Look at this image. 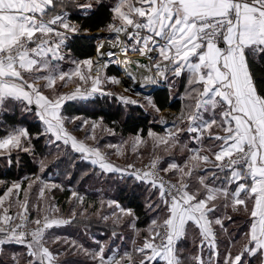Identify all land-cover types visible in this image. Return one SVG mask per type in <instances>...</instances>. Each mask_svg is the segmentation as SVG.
Returning a JSON list of instances; mask_svg holds the SVG:
<instances>
[{"label": "snow or ice", "instance_id": "6c2138e0", "mask_svg": "<svg viewBox=\"0 0 264 264\" xmlns=\"http://www.w3.org/2000/svg\"><path fill=\"white\" fill-rule=\"evenodd\" d=\"M100 7L110 12L105 30L112 50L104 51L100 43L98 59H78L73 40L87 30L73 14L94 15ZM65 63L72 67L65 70ZM112 64L129 82L124 92L135 86L137 98L108 87L124 83L106 73ZM69 83L76 84L75 90L63 92ZM178 83L184 85L185 103L169 121L159 117L148 90L164 86L171 93ZM102 98L157 113L155 122L164 134L149 129L154 151L143 168L115 165L98 144L86 142L97 141V128L115 135L102 127V118L92 121L84 139L69 130L77 120V131L89 121L65 116L66 103L95 106ZM16 109L32 114L43 127L35 135L25 127H0V161L19 164L24 154L37 163L39 174L12 182L0 179V264H6V256L11 264H20L21 255L24 264H66L61 260L66 254L82 255L90 264H264V0H0V118ZM41 140L47 153L37 151ZM147 143L138 133L132 150ZM107 147L121 154V145ZM73 153L98 167L97 174L117 173L147 186L146 207L156 213L147 229L136 227L133 209L111 200L92 213L113 225L107 240L90 237L97 248L50 235L52 229L74 223L85 234L89 231L87 208L78 214L73 205L64 217L49 203L44 211L46 192L63 189L41 174ZM177 154L183 159L178 161ZM34 186L37 215L31 216ZM70 199L85 202L76 191ZM105 206L112 211L101 214ZM227 209L248 217L247 230L238 238L230 236L221 255L219 235L228 232L224 221L232 216L219 213ZM125 217L134 234L132 251H121L118 243L125 239L116 230ZM189 223L198 232L195 252L185 255L179 245L187 238ZM141 231L145 234L137 244ZM58 243L63 251L49 246ZM13 246L25 252L11 251Z\"/></svg>", "mask_w": 264, "mask_h": 264}, {"label": "rangeland", "instance_id": "374dc122", "mask_svg": "<svg viewBox=\"0 0 264 264\" xmlns=\"http://www.w3.org/2000/svg\"><path fill=\"white\" fill-rule=\"evenodd\" d=\"M97 32H99V34L103 33L101 31H97ZM104 32L106 33V35L96 37L97 38L96 41H98V42L99 41H107L106 37L109 36V33L107 31H104ZM91 33H94V32L86 31L85 33H82V34L92 35ZM130 54H133V53H130ZM94 55L97 56V53L96 54L94 53ZM92 58H95V57L93 56ZM95 59H98V57H96ZM71 67L72 66L70 64L66 63L63 68L65 70H68ZM107 72L108 71L106 70V73ZM107 74L109 76H114V75H110L109 73H107ZM120 77H121V74H120ZM120 77L118 76V78H120ZM122 80L124 81L123 84H125V85L129 83L124 75L122 77ZM57 87L60 88L61 84L58 83ZM75 87H76L75 83H69L66 87L62 88V91L66 92V93L71 92V91L75 90ZM108 87L111 88L113 91H116L118 94L129 95V96H133V98H137V97H135L134 93H130V92L125 93L124 87H122V85H120V86L108 85ZM177 87H178V85H177ZM177 87H176V89H177ZM176 89L172 92L175 93ZM135 90H136V87L133 86V91L135 92ZM150 90L151 89H149L148 91H150ZM102 99H105V98H102ZM102 99H100V100H102ZM106 99L110 100V103L113 104L114 106H117L116 104L121 105L118 100L109 99V98H106ZM76 102H78V101H76ZM78 103L81 106L91 107L95 110V106H90L87 103H82V102H78ZM128 107H137V106H132V105H128L126 107L122 106V108L125 111H128ZM171 110L172 109H167V110H164L162 112H159V117H163V115H164L165 119H170V121H171V116L168 115L169 114L168 112H171ZM147 113L150 115V118L152 119V121H155V118L157 117V113L151 111V109H149ZM166 113H168V114H166ZM174 116L176 117V115H174ZM86 120H88L89 123L84 126L83 130H80V131L76 130V125L80 123V120H77L75 124L68 125L69 130L72 131L73 134L76 135L78 139H84L86 134L89 133V131L91 129L92 121H100L101 118H99L98 120H94V119H86ZM157 124L160 126L161 131H156L154 129H152V130L158 134H161V135L164 134V129H162L163 127L159 123H157ZM102 127L103 128H109L108 126L105 125L103 120H102ZM95 135L97 137V141H95V142L94 141H86V142L89 144H93V145L98 144V146H100V148H101V151L103 153H105L108 156V158L110 159V161L115 163V165H118L120 167H125L127 164H130V163L136 164V165H142L144 163H149L151 158H152L154 149H153L152 141L148 137H143L144 139L148 140V143L146 145H140L139 150L137 152H134L132 150V147H131V140L133 138L131 136L127 137V138H122L117 133H115V135H110L107 131H102L101 128L96 129ZM125 141H128V143H124ZM110 144L111 145H121L122 146L121 154L120 155L114 154L116 150L107 147V145H110ZM157 150H156L157 154L163 155V153L160 150L159 151H157ZM68 161H69L68 165H65V164L59 165V167L57 169L59 172H63L65 174L64 177H61V178L59 177L58 179H54L53 176H50L47 179H43L45 182H48V183H58V184L62 185V189H63V190H53L51 192H46V199L44 201V211L45 212L47 211L49 203L57 205L61 210V212L57 215H63L64 217L68 216L73 205H76V211L78 214L81 212V210L83 208H87L88 211H87V213H85V215L89 217V219H88L89 231L87 232V234H85L82 225H77L74 223V225H76L75 227L79 231L73 235L80 237L79 236V232H80L83 237L87 238L86 239L88 241L87 247H89L90 249H95L96 244L93 242L92 239H90V237L94 236L96 239H99L102 241L107 240L108 235L110 234V231H111L113 225H111V222H109L108 224L102 223L101 225H97V222L94 223L93 221H98V218L95 215H92V213L94 212L95 209L99 208V206L102 203L106 204L107 201H111V200L116 201V198H118L117 195L119 194V190L126 188L127 184H125L126 183L125 181L122 182L121 180H119L117 174L113 178L110 176L106 177L103 175L102 176L96 175L95 172L92 171V166L89 163H88V166L87 165H85V166L81 165L83 163H80L78 166H75L74 163L78 162V161H77V159H74V157L72 158V156L70 159H68ZM72 169L78 170V171H80V170L85 171L86 170L88 172V175L84 178L82 177L81 179H80V177L79 178L74 177L73 171L72 172L70 171ZM57 170L55 172H57ZM66 173L68 175H66ZM41 178H42V174H41ZM71 181L73 183H71ZM135 183L139 184L138 182H135ZM70 184H73V186L70 187L71 189L69 190L68 187ZM1 186L2 185H0V188H1ZM138 186L142 188V190H140V191L147 190L145 192V195H144L145 205H147V200H148V197L150 195L149 189L145 185L139 184ZM66 190H69L71 192L76 191V192L80 193L81 195H83L85 197L84 204L83 205L76 204V201L74 199H70L71 195L69 196V198L64 197V195H65L64 193L66 192ZM36 193H37V189H36V186H34L32 189L31 196H30L31 216L37 215L36 211L34 209H32V204L35 202ZM47 197H54V200L49 201L47 199ZM121 205L123 207L127 208L125 205H123V204H121ZM111 211H112V209H109L105 206L102 209L101 214H103L104 212H111ZM153 213L154 212H152L150 214L152 215ZM155 216H156V213H155ZM155 216L152 215L150 217V221H149L148 225L150 224L151 220ZM127 220H128V218L125 217L124 220L121 221L120 226L116 229L117 231L121 232L123 234V236H127L129 239V241H128L129 245H128V243H125L124 240L118 242L121 251H132L134 248V245L132 243L134 234H133V231L127 227ZM148 225L144 229H147ZM102 230H104L105 232L103 231L104 233H102ZM144 234L145 233L143 231H141L138 235L135 236L137 244L140 242V240L142 239ZM50 235L60 236L62 239L65 238V236L68 238H69V236H72V235H70V233L65 232L64 227H62L60 229H58V228L52 229ZM75 239L77 240L78 238H75ZM123 244H125V245L122 246ZM49 246L53 250H59V251H63V247H64L62 245V243L50 244ZM10 250L17 252V253H21V254L25 252V249L23 247L16 248L13 246ZM69 256H70L69 254H66L65 256L61 257V260L65 261L66 264H90V261H88L87 258L82 256V255H80V257H77L79 259L76 258L75 260H70ZM6 261H7V264H11V262L8 260V257L6 258ZM24 261H25V257L23 256L20 258V264H24Z\"/></svg>", "mask_w": 264, "mask_h": 264}, {"label": "trees", "instance_id": "16d2710c", "mask_svg": "<svg viewBox=\"0 0 264 264\" xmlns=\"http://www.w3.org/2000/svg\"><path fill=\"white\" fill-rule=\"evenodd\" d=\"M107 2L111 3L113 2V0H107ZM72 18L75 21H78L82 25V27L89 32L106 31L105 25L109 22L110 12L107 7H100L96 10L94 15L89 14L88 16H84L74 13ZM96 40V37H74L73 51L75 56L78 59L93 57L95 53ZM107 71V73H109L110 75L120 77V71L115 66L109 67ZM151 91L152 90H150V92ZM153 99L156 105L159 107L160 112L167 109L179 111V102L171 101V95L166 88L157 89L153 94ZM116 105L117 106H114L110 103V100H107L105 98L100 100L99 103L95 105L94 110L91 107L81 106L76 101H70L66 103L65 108L63 110V114L67 117H80L82 120H98L99 118H102L105 125L108 126L110 129L114 130V132L120 135L122 138H127L130 136L134 137L138 133L142 135V137H147L149 129L161 131L160 126L155 121H152L150 115L143 109L139 107H128V111H125L121 105ZM17 123L25 125L33 135H35L38 130L42 128L41 123L35 119H31L27 113H23L22 117L19 118V114L17 112L14 115H7L5 117L4 122L0 124V127H3L5 125L7 127H12L13 124ZM3 134V132H0V135ZM37 151L38 153H47L49 151V149L45 147L43 140H41L37 144ZM71 156L72 158L74 157V159H77L78 161L74 163L75 166H78L80 163H83L81 165H86L83 161L81 162L78 154L73 153L71 154ZM68 159L63 158L62 156L60 160H58L54 165L50 166L49 171L46 174H42V179H47L50 176H53L54 179L64 177L65 174L63 172H59L57 169L59 165H68ZM56 170L57 172H55ZM70 171H73L74 177H80L81 179V170L78 171L72 169ZM34 173L39 174L37 172V163L34 162L27 155L21 154L20 163L14 164L12 166H7L4 164L3 161H0V179L5 180L6 182L18 181L26 176L32 177ZM110 177L113 178L114 176L112 175ZM123 181L126 182L125 184H127V187L119 190L117 200L119 203L125 205L127 208H131L135 211L136 216L138 217V220L136 221V227L145 228L148 225L151 217L150 211L146 207L144 201V195L147 190L140 191L142 190V188L139 187V184H136L130 177L126 178L125 180H122V182ZM71 183L73 182L71 181ZM72 186L73 184H70L68 189L70 190V187ZM3 190V186H1L0 194L3 193ZM69 190H66V192L64 193V197L69 198V196L71 195V191ZM93 222H97V225L102 224L99 220ZM103 231L104 230H102V233L105 232ZM124 237V242L128 243V237ZM124 245L125 244H123L122 246ZM17 247L21 248L20 246ZM21 257L23 256L21 255Z\"/></svg>", "mask_w": 264, "mask_h": 264}, {"label": "crops", "instance_id": "0c3cea01", "mask_svg": "<svg viewBox=\"0 0 264 264\" xmlns=\"http://www.w3.org/2000/svg\"><path fill=\"white\" fill-rule=\"evenodd\" d=\"M64 65L62 67H64ZM177 85H178V87L176 89V92L175 93H173V92L170 93V95H171V101H173V102H176V101L179 102V111L171 110V112L172 111L175 112L176 117L178 115H180L181 109L183 108L184 103H185V101L183 99H181V97L184 96V92H185L184 85L182 83H178ZM16 112L19 114V118H21L22 115H23V113H21L19 111V109H16V111L14 112V114ZM166 114H168V113H166ZM168 115L171 116V120L175 117L174 116V113H171V114L169 113ZM28 116L31 119H35L32 114H28ZM5 117L6 116H3L2 118H0V120H2V122H4ZM0 124H2V123H0ZM12 126H15V127H25V128H27L25 125H23L21 123L13 124ZM41 126L43 127L42 124H41ZM162 129H164V128H162ZM192 146L193 145L190 143L189 144V147H192ZM157 151H159V149ZM176 159L178 161L179 160H182L183 159V156L180 155V154H177L176 155ZM80 160H81V162L83 161L82 159H80ZM165 160L166 161L169 160V157L167 155H165ZM83 162H84V164L88 165V162H86V161H83ZM113 164H115V163H113ZM92 171L95 172L96 175H101V176L103 175V176H106V177L112 176V175L115 177V175L117 174V173L97 174V173H99V169L96 166H92ZM87 175H88V172L86 170L80 172L81 178L82 177L84 178ZM116 201H118L117 198H116ZM150 213H152V212H150ZM219 214L220 215H231L232 216V220L231 221H228V220H225L224 221L225 227L228 229V232L227 233H221L219 235V239L221 241L220 251H221V255H223L225 249L228 246L229 237L231 236L232 238H238V237H240V235H241L242 232H244V231L247 230V220H248V217L246 215H243V214L238 215L236 213H233V212H231L230 209L224 210L223 212H221ZM152 215L155 216V212ZM75 226L76 225L73 224L72 226L64 227L65 232L66 233H70V235H72V236H69V238L65 236V238H68L70 240H76L75 238H78L77 241L80 242V243L85 244V247H87L88 246V241L86 240L87 239L86 237H83L80 232H79V236L80 237H77V236H74L73 235V234H76L79 231ZM58 229H60V228H58ZM140 229H144V228H140ZM197 232H198V230L195 228V226L192 225L191 223H189V225H188V235H187V238L185 240L181 241V243L179 245V247L183 248V250L185 252V255L195 252V246L193 244V240L197 239ZM242 242L243 241H240V243H242ZM14 247L18 248L17 246H14ZM238 247H239V243L235 244L234 247H233V249H232L233 252H235L236 248H238ZM95 248H97V245L95 246ZM69 255H70L69 256L70 260H75L77 257H80V255H72V254H69ZM6 258H7V256L5 257V261H6ZM77 259H79V258H77ZM6 264H7V261H6ZM249 264H258V261L251 260V261H249Z\"/></svg>", "mask_w": 264, "mask_h": 264}, {"label": "built area", "instance_id": "2783aa9c", "mask_svg": "<svg viewBox=\"0 0 264 264\" xmlns=\"http://www.w3.org/2000/svg\"><path fill=\"white\" fill-rule=\"evenodd\" d=\"M101 32H103L104 34L103 35H106V33L104 32V31H101ZM96 33H99V32H96ZM91 34H93V33H91ZM99 43L100 42H98V41H96V45H95V50L97 51V46L99 45ZM96 51H95V54H96ZM94 57H95V55H94ZM111 66H115L119 71H120V74H121V77H120V79H122V77H123V72L121 71V69L118 67V66H116L115 64H112V65H110L109 67H111ZM108 67V68H109ZM108 68L106 69V70H108ZM122 85V87H125V84H121ZM160 88H165L164 86H160V87H157V88H155L156 90L157 89H160ZM167 89V88H166ZM153 91V90H152ZM151 91V92H152ZM130 93H134V91H132V92H130ZM168 113H174V115H175V112H168ZM173 115V114H172ZM162 118H165V116L163 115V117ZM150 163V162H149ZM148 163H144V164H142V165H136L138 168H143L145 165H147ZM117 176H118V179L119 180H125L126 178H128V177H125V178H121V176H120V174H117ZM30 218H31V216H30Z\"/></svg>", "mask_w": 264, "mask_h": 264}, {"label": "bare ground", "instance_id": "6f19581e", "mask_svg": "<svg viewBox=\"0 0 264 264\" xmlns=\"http://www.w3.org/2000/svg\"><path fill=\"white\" fill-rule=\"evenodd\" d=\"M104 40V39H103ZM107 41H99L100 43H103L104 44V51H111L112 49H111V47H110V44H109V41H108V39H106ZM99 43V44H100ZM118 55H119V53H118ZM129 56H131L132 57V59H137L138 57L135 55V54H130L129 53ZM97 56H95V58H96ZM94 58V59H95ZM123 75H124V73H123ZM151 90H153V89H151ZM174 117V116H173ZM169 121H170V119H168Z\"/></svg>", "mask_w": 264, "mask_h": 264}, {"label": "water", "instance_id": "95a60500", "mask_svg": "<svg viewBox=\"0 0 264 264\" xmlns=\"http://www.w3.org/2000/svg\"><path fill=\"white\" fill-rule=\"evenodd\" d=\"M79 36H84V37H90V38H94V37H99V36H103V33L102 34H99V33H96L94 32L92 35H87V34H81ZM156 89H154L151 94L153 96V94L155 93Z\"/></svg>", "mask_w": 264, "mask_h": 264}]
</instances>
